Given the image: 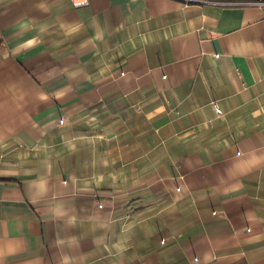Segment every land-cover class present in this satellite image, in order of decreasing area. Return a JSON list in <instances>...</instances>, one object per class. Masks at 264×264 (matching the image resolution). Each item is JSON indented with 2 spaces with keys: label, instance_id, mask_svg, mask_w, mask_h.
<instances>
[{
  "label": "crops",
  "instance_id": "obj_1",
  "mask_svg": "<svg viewBox=\"0 0 264 264\" xmlns=\"http://www.w3.org/2000/svg\"><path fill=\"white\" fill-rule=\"evenodd\" d=\"M197 260L264 264V0H0V264Z\"/></svg>",
  "mask_w": 264,
  "mask_h": 264
},
{
  "label": "built area",
  "instance_id": "obj_2",
  "mask_svg": "<svg viewBox=\"0 0 264 264\" xmlns=\"http://www.w3.org/2000/svg\"><path fill=\"white\" fill-rule=\"evenodd\" d=\"M186 1H187V2H191L192 0H186ZM75 5L78 6V4H75ZM196 263H197V264H200V261L197 260Z\"/></svg>",
  "mask_w": 264,
  "mask_h": 264
}]
</instances>
